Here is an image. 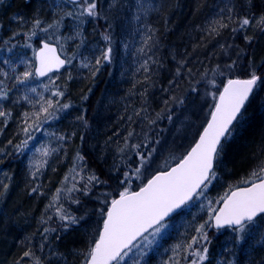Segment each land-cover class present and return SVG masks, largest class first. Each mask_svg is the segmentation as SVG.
<instances>
[{"label": "snow or ice", "instance_id": "snow-or-ice-1", "mask_svg": "<svg viewBox=\"0 0 264 264\" xmlns=\"http://www.w3.org/2000/svg\"><path fill=\"white\" fill-rule=\"evenodd\" d=\"M113 7L115 11L109 19L108 13H105L103 17L101 15L100 0L54 2L51 5L53 11L49 21L41 18L40 12H43L41 9L40 12L33 15L27 31L13 32L8 39L0 41L7 46L8 51H11L15 46L13 41L17 36L22 34L26 41H31L40 33L44 34L38 41L40 46L34 52L35 63L26 61L28 66L25 70L13 76H9L8 72L0 69V77H3L0 78V102L19 103L18 100H12L10 95L17 84H26L34 76H47L53 70L66 68L67 79L72 80L74 78L72 69L77 67L74 61L77 60L78 55L81 56L79 68L87 69L91 77L95 79L101 69L113 61L114 23L119 19L120 9L123 5L117 3ZM165 7H157L147 0H135L134 4L129 7V11L134 8L135 11L131 19L141 22L142 17L147 18L153 12L162 13ZM255 7L253 0H240L238 4L230 3L221 9L220 15L213 19L203 31H206L209 36H219L225 30L229 31L233 37L243 34V39L246 42L245 48L250 49L256 37L248 35V29L253 28L264 34V11L257 15L253 12ZM102 18L105 21L101 32L104 46L98 49L99 55L93 54L89 59L78 51L85 48L88 43V37L82 26L89 19L98 22ZM17 20L23 27L24 17L18 16ZM66 20L78 22L71 35L67 34V30L61 33V29L65 28ZM162 22L167 28L168 20L164 18ZM144 26L147 28L146 39L143 40V46L139 51L146 57L141 64L145 73V86L142 91L137 93L140 97V107L134 109L131 115L120 118L128 124L122 146L119 140L113 141V136H119V132H114L105 141V145H108L109 141L116 144V151L121 157V163L118 164L114 161L109 179L101 180L94 170L85 172L88 165L84 156L77 151L70 169L71 176L66 174L62 181L67 185V182L71 180V186L58 188L54 200L46 206V210L55 208L60 229L67 232L73 228L87 225L90 215L88 211L80 216L68 212L62 202L65 195L71 200V203L81 205L82 202L79 198L71 196L72 193L79 192L98 205L91 213L92 215L98 214L97 227L89 235L87 248L76 252L82 257L80 264H128L126 258L133 259V264H141L140 259H134V257H149L154 246L164 238L171 227L173 216L182 212L190 203L202 197L206 198V192L219 178V169L223 163L227 145L234 137L237 126L246 119L247 104L251 102L255 89L258 86H264V75L257 74L259 66L250 60V53H246L245 49L239 48L238 45L221 44L220 49L225 54L228 49H233L236 55V59L231 60L224 69H221V74L227 72L235 76V73L245 72L246 78H227L226 81H222V90L216 85L214 79L208 80L207 83L215 88V91L211 93L215 101L211 110L206 113L199 126H195L188 145L182 146L184 147L183 153L179 156L170 153L169 158L173 161V166H169L168 161L165 160L164 165L153 170L151 166L159 158L158 149L154 145L160 143L159 139L153 141L146 132L137 133L131 127L137 119L141 120L142 126L144 122L148 126L154 125L157 120L161 119V112H157L154 118L149 115L148 101L149 82L152 79L150 63L160 64V61L155 58L156 52L159 51V43L155 34L159 30L152 27L146 19ZM70 40L74 42L75 50L71 55H64L61 58L64 46ZM25 46L32 47L30 43ZM188 55L190 54H186L185 58L177 61L178 66L174 76L168 82L173 88L179 87L176 77H183L182 69L187 71L189 77L194 75L193 69L187 67L190 63L187 59ZM244 59H247L248 62L241 64L240 61ZM2 63L9 65L15 72V68L9 60H3ZM207 71L205 69L202 76H206ZM213 73H215V69H213ZM5 79L14 81L11 87L5 85ZM196 83L198 84L199 81ZM44 90L50 92V95L45 97L43 93H38L37 89L32 87L29 91L36 94L37 98L33 100L28 96L23 97L32 104L34 111L22 114L21 131L26 139L14 146L17 151L28 149L29 142L35 139L33 132L41 131L43 125L48 121L59 119V113L72 107L70 102H61L66 89L51 77H49V84L44 86ZM91 91L92 89L89 88L88 92L91 93ZM163 91H168V89H163ZM190 91L199 95L198 88L191 84ZM88 98V94H85L82 100L87 101ZM170 100L182 105L184 98L172 95L164 101L166 107L162 109V112L167 113L166 118L171 123L173 113L167 108ZM10 115V111L6 112L3 107H0V117H4L5 122ZM75 120L79 122L80 127L90 128L84 112L75 117ZM188 127L191 129L194 125ZM75 135L76 133L73 132L70 136L61 134L56 138L60 142H65ZM79 138L84 141L86 136L81 134ZM133 138H136L138 142L132 143ZM35 150L45 158L57 151V149L47 146H41ZM129 152L137 157V160L133 161L137 165L134 168L132 164L127 163V160H131ZM101 158L103 159V155ZM43 163H47V161L44 160ZM39 172L40 167H37L36 171L32 173L33 179L37 178ZM134 180L141 181L136 190L131 186ZM100 186H103L101 190L98 193L95 192L94 189ZM0 187L4 192L8 190L7 184H2ZM31 192H39V186L33 187ZM214 204L219 206L214 207ZM207 208V218L194 226L195 234L191 236L190 240L173 245L171 247L172 255L164 261V264H182V261H186L187 264H206L209 259V246L212 243L209 232L212 230H227L232 236L233 247H240L242 251L249 247L252 249L249 255L257 253L251 264H264V255L258 253V249L260 252H264V148H261L258 155L254 154V164L249 175L242 178L237 185L229 186V190L218 200H208ZM51 219V216L47 219L42 217L41 223L48 224ZM51 233H56V241L61 239L60 231L57 228L44 227L43 231L39 233L42 242L38 248L34 246L33 241L28 240L26 250L15 261V264H22V262L25 264H51V261L37 255V250L43 253L46 246L49 248L50 255H57L56 250L51 248L52 241L49 239ZM257 238H259L258 245H253V241ZM130 253L133 254L132 257H130ZM189 256L192 258L189 259ZM224 264H230V262L225 261Z\"/></svg>", "mask_w": 264, "mask_h": 264}, {"label": "trees", "instance_id": "trees-1", "mask_svg": "<svg viewBox=\"0 0 264 264\" xmlns=\"http://www.w3.org/2000/svg\"><path fill=\"white\" fill-rule=\"evenodd\" d=\"M54 2L59 3L62 0H31V2L29 0H0V41L8 39L13 32L27 31L33 15L41 9H43V12H40L41 18L49 21L53 11L51 5ZM134 2L135 0H100L102 17L108 13L111 19V14L115 11L113 5L117 3L122 4L123 7L120 9L119 19L114 23L113 61L110 65L106 64L95 79L91 77L87 69L79 68L81 56L78 55L77 60L74 61L77 67L72 69L74 77L72 80L67 79L66 68L42 79L34 76L26 84H17L13 88L10 94L11 99L18 100L19 103L0 102V107H3L6 112H11L6 122L4 117H0V185H8L6 192L0 187V264H15V261L26 250L28 240L33 241L34 246L38 248L42 242L39 233L44 227L49 226L57 228L61 234L59 241L55 240L56 233L49 235L52 241L51 248L56 250L57 255H50L47 246L43 253L37 250V255L51 261V264H80L82 257L76 252L87 248L89 235L97 227L98 214L92 215L91 213L98 205L79 192L72 193L71 196L79 198L81 205L71 203L65 195L62 202L68 212L80 216L88 211L90 215L87 225L67 232L60 229L55 208L46 210V206L54 200L58 188L71 186V180L67 182V185L62 181L66 174L71 176L70 169L77 151L84 156L88 165L85 172L94 170L101 180L109 179L114 161L121 163V157L113 141L119 140L120 145H123V136L126 135L128 124L120 118L131 115L134 109L140 107V97L137 93L145 86V73L141 64L146 57L139 49L143 46V40L146 39L145 19L151 23L152 27L159 30L155 34L159 43V51L156 52L155 58L160 61V64L150 63L152 79L149 82L148 101L149 115L154 118L157 112H161V119L151 126H148L146 122L142 126L141 120L137 119L131 127L137 133L146 132L153 141L159 139L161 142L172 123L166 118L167 113L162 112V109L166 107L164 101L170 96L184 98L182 105L170 100L167 106L172 111L174 119L186 104L198 99L208 80L214 79L216 85L222 87V81H226L227 78L246 77L245 72L235 73V76L227 72L221 74V69H224L231 60L236 59L233 49H228L225 54L220 49L221 44L238 45L239 48L245 49L246 53H250V60L259 66L257 74L264 75V34L253 28L248 29L247 34L255 35L256 40L252 48L246 49L243 34L233 37L229 31L225 30L219 36H209L206 31H203L213 19L220 15L222 8L230 3L238 4L240 0H147L157 7H166L162 13L153 12L147 18L142 17L141 22L131 19L135 10L133 8L129 11V7ZM253 2L256 5L253 12L259 15L261 11H264V0H253ZM18 16L25 19L23 27L17 20ZM164 18L168 20L167 28L162 22ZM77 23V21L66 20L65 28L61 29V33L67 30L68 35L73 34ZM104 23L103 18L98 22L89 19L82 26L88 37L86 47L78 50L83 56L91 59L93 54L99 55L98 49L104 46L101 39ZM43 36L44 34L40 33L38 37L29 41L31 48L25 46L26 40L22 34L13 41L15 46L11 51L7 50L6 45L0 43V69L8 72L9 76L23 72L22 61L33 62V51ZM74 50V42L68 41L64 46L65 55H71ZM186 54H190L187 56L190 61L187 67L193 69L194 75L189 77L187 71L182 69L183 77H176L179 87L173 88L168 82L174 76L178 66L177 61L185 58ZM6 59L11 62L15 72L9 65L2 63ZM247 62V59L240 61L241 64ZM205 69L208 70L207 75L202 76ZM49 77L65 87V96L61 102H70L72 107L59 113V119L48 121L41 131L33 132L35 139L29 142L28 149L17 151L14 146L26 139L21 131L22 114L34 111L32 104L23 97L28 96L35 100L36 95L32 97L30 87ZM196 81L199 83L197 84ZM13 83V80L5 79V85L8 87H11ZM46 84H49V81ZM190 84L198 88V96L191 93ZM89 88L92 89L91 93L88 92ZM163 89H168V91H163ZM85 94L89 96L87 101L82 100ZM49 95L48 91L44 93L45 97ZM211 103H214L213 98H211ZM82 112L89 121L90 128L88 129L80 127L79 122L75 120V117L81 115ZM245 117V121L237 126L234 137L226 147L222 170L218 178L219 184L225 185L223 194L229 190V186L237 185L242 178L249 175L254 164V154L258 155L261 148H264V86H258L255 89L251 102L247 104ZM73 132L76 135L65 142H60L56 138L61 134L70 136ZM114 132H119L120 135L113 136V141L105 145L107 138ZM53 133L56 135L53 136ZM81 134L86 136L84 141L79 138ZM131 142L135 143L138 140L133 138ZM159 144L154 146L158 149ZM41 146L57 149V151L49 157H41L40 153L35 150ZM129 155L131 160H127V157L125 160L134 168L137 165L133 161H136L137 157L131 152ZM44 160L47 163H43ZM37 167H40V172L37 178L33 179L32 173ZM140 183V180H134L131 186L135 190ZM36 186H39V192H31V189ZM101 187L103 186L94 191L98 193ZM49 216L52 217L49 223L42 224V217L47 219ZM209 235H212V243L209 246V259L206 264H216L226 244L230 245L232 236L227 230H212ZM237 248L235 264H251L257 256V253L249 255L252 251L249 247L243 251L240 247ZM258 253L264 255V252H260L259 249ZM182 264H187V262Z\"/></svg>", "mask_w": 264, "mask_h": 264}, {"label": "rangeland", "instance_id": "rangeland-1", "mask_svg": "<svg viewBox=\"0 0 264 264\" xmlns=\"http://www.w3.org/2000/svg\"><path fill=\"white\" fill-rule=\"evenodd\" d=\"M0 34H1V21H0ZM30 43L29 41L25 42V45ZM66 52H63V56ZM26 60L22 61L23 70L28 66ZM49 81L48 78L40 80L36 84L32 85L30 88L35 87L38 93H46L44 86ZM216 83V82H215ZM214 88L211 87L208 83L201 90L198 99L191 100L190 103L186 104L174 117L168 131L161 140L158 147V156L155 164L151 167L156 169L164 165L165 160L168 161V164L173 163L169 158L170 153L179 156L183 153L184 147H186L191 140V133L195 131V126H199L201 121L204 119L206 113L211 110V93ZM32 97L36 94L30 92ZM37 98V97H36ZM195 101V103H193ZM215 102V101H214ZM211 103V104H210ZM189 125H194L189 129ZM187 137V138H185ZM184 146V147H182ZM222 170V165L220 166L219 172ZM225 185L219 184V180L213 182V185L206 192V198L202 197L199 200H196L189 204L188 207L184 208L182 212L178 215L173 216L171 220V227L168 229V232L165 234L164 238L158 241V244L154 246L149 257H134V259H140L141 264H164V261L172 255L171 247L177 243H181L185 240H190L191 236L195 234L194 226L202 223L204 219L207 218V204L208 200L216 201L221 196H223ZM217 207V204L213 205ZM210 234V232H209ZM212 238V235H209ZM231 236V235H230ZM232 237L230 240V245L224 247L221 252V257L217 259L216 264H224L225 261H229L230 264H235V257L237 254V247L232 246ZM259 243V238L253 241V245ZM227 247V248H226ZM135 252V250H133ZM132 257V253L129 254ZM192 257L189 256V259ZM128 264H133V259L126 258ZM186 261H182L184 263Z\"/></svg>", "mask_w": 264, "mask_h": 264}, {"label": "water", "instance_id": "water-1", "mask_svg": "<svg viewBox=\"0 0 264 264\" xmlns=\"http://www.w3.org/2000/svg\"><path fill=\"white\" fill-rule=\"evenodd\" d=\"M40 45H39V43H38V46L35 48V50L39 47ZM35 50H34V52H35ZM64 56L63 55H61V58H63ZM33 58H34V63H35V56H34V53H33ZM62 69V68H61ZM61 69H59V70H53V72H51V73H54V72H58V71H60ZM51 73H49V74H51ZM48 74V75H49ZM39 79H41V78H44V77H46V76H44V77H40V76H37ZM231 78H235V77H231ZM239 78H241V77H239ZM243 78H246V77H243ZM243 78H241V79H243ZM221 90H222V87H221ZM171 166H173V164L171 165ZM136 190V189H135ZM219 206V205H218ZM217 206V207H218Z\"/></svg>", "mask_w": 264, "mask_h": 264}]
</instances>
